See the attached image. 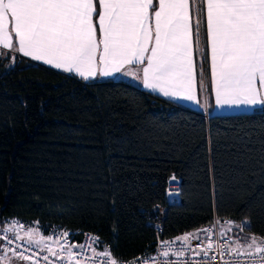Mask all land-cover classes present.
Instances as JSON below:
<instances>
[{
  "label": "trees",
  "instance_id": "trees-1",
  "mask_svg": "<svg viewBox=\"0 0 264 264\" xmlns=\"http://www.w3.org/2000/svg\"><path fill=\"white\" fill-rule=\"evenodd\" d=\"M173 177L180 200L168 205ZM157 206L164 237L220 217L264 238V112L206 117L124 81L0 54V226L97 234L130 259L156 239Z\"/></svg>",
  "mask_w": 264,
  "mask_h": 264
},
{
  "label": "snow or ice",
  "instance_id": "snow-or-ice-1",
  "mask_svg": "<svg viewBox=\"0 0 264 264\" xmlns=\"http://www.w3.org/2000/svg\"><path fill=\"white\" fill-rule=\"evenodd\" d=\"M0 49L85 81L137 65L143 86L163 97L201 105L199 94L209 93L214 103L202 107L264 112V0H0ZM36 235L29 229L16 239L58 255L48 246L53 236ZM247 248L264 253V240L253 236ZM75 256L67 254L69 264Z\"/></svg>",
  "mask_w": 264,
  "mask_h": 264
},
{
  "label": "built area",
  "instance_id": "built-area-1",
  "mask_svg": "<svg viewBox=\"0 0 264 264\" xmlns=\"http://www.w3.org/2000/svg\"><path fill=\"white\" fill-rule=\"evenodd\" d=\"M180 192L179 181L170 179L165 191L166 203L170 205L179 202ZM152 216V222L149 225L155 229L156 239L142 253L130 259L121 258L125 264H264V259H262L264 253H256L254 249L247 248L251 237L255 236L258 241L264 240V238L243 228H238L240 224L231 218L214 217L203 228L208 231L202 230L197 235L185 232L172 237H164L163 222L166 217V208L157 206ZM31 225L32 223H27L17 217L6 219L0 226V249L14 256L16 253L22 252L24 255L30 256L31 260L29 261L35 264H69L67 259L69 252L76 254L72 264H75V261H79L80 264H109V258L101 255L102 252H109L113 258H120L103 245L100 236L93 233L85 234L81 240L76 239L74 235L67 236L61 244L64 246L63 250H61V245L49 242L48 246L58 254L53 256L42 243L41 245L30 244L26 238L16 239L17 232L23 237L26 231L31 229ZM58 231L57 227H53L50 235L55 237ZM185 234H190L188 241L177 239ZM209 241L213 247L205 255L204 249L207 248ZM165 251L168 252L167 256L163 255ZM45 256L48 257L47 260L44 259Z\"/></svg>",
  "mask_w": 264,
  "mask_h": 264
},
{
  "label": "crops",
  "instance_id": "crops-1",
  "mask_svg": "<svg viewBox=\"0 0 264 264\" xmlns=\"http://www.w3.org/2000/svg\"><path fill=\"white\" fill-rule=\"evenodd\" d=\"M5 53H11L12 55H17V56L24 57L22 54L15 53V52H11L10 50H7V49H0V54H5ZM25 58L33 61L30 57H25ZM33 62L43 64V62H40V61H33ZM43 65H45V64H43ZM45 66H48L50 68H53L50 65H45ZM208 68H209V65L206 64V68L205 69L208 70ZM53 69L58 70L60 72H63L65 74H68V75L77 76L74 73H66V72H64L61 69H56V68H53ZM128 71L130 73L128 75H124L123 73H117L116 75H114L112 77H101V76L98 75L95 78L90 79V80H87V81H102V80H108V79H111V80H114V81H124V82H127V83L135 86V87H138V88H141L143 90L152 92L151 90L146 89L143 86L142 78H141L142 77V72H140V66H137V65L130 66V68L128 69ZM77 77H79V76H77ZM152 93H155V94L161 96L157 92H152ZM199 95H200V99H201V105L204 104V100L205 99L208 100L209 104L214 103L213 97L211 95H209V93H203V94H199ZM161 97H163V96H161ZM164 98L169 99V100H173V99H170V98H167V97H164ZM173 101H176V102L185 104L186 106H189V107L194 108L196 110H200V111L204 112V114L207 115V116H211V115H221V114H232V113H241V112H253V111L257 110V109H254V110H244L243 108H229V107H224V108H215V107H212V108L209 109L207 106L202 107L201 105H196V104H194L192 102H188V101H182V100H173ZM33 223H36V222H33ZM33 223H32V225H33ZM202 230H203V228L200 229V230H198V231H196V232H194L193 234L197 235ZM35 233H37L36 236H37L38 239H39V236L40 235H43L45 237L49 236V234H46V233L44 234L43 233V231L40 229V226H38L37 232H35ZM49 242H51V241H49Z\"/></svg>",
  "mask_w": 264,
  "mask_h": 264
},
{
  "label": "rangeland",
  "instance_id": "rangeland-1",
  "mask_svg": "<svg viewBox=\"0 0 264 264\" xmlns=\"http://www.w3.org/2000/svg\"><path fill=\"white\" fill-rule=\"evenodd\" d=\"M205 116L208 117L207 115H205ZM244 225H245L244 223H243V225L241 223L240 225H238V228H243L244 229ZM38 226H39V224L37 222L33 223V225H31V230H33L34 232H37ZM62 233H64V231L63 230H59L57 232V235L54 237V240L51 241V242H54L55 245L59 244V246H60L62 244V242L64 241V239H65V237L62 235ZM67 233H68V237L71 236V235H74V234H70L69 232H67ZM50 234H51V231H50L49 235ZM51 236H53V235H51ZM35 238H37V236H35ZM0 264H35V263L30 262V261L20 260L16 256H14L13 254L0 249Z\"/></svg>",
  "mask_w": 264,
  "mask_h": 264
}]
</instances>
